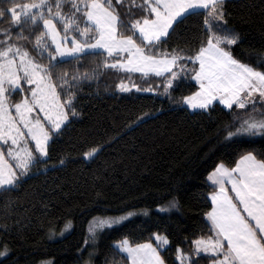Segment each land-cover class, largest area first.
<instances>
[{"label": "snow or ice", "instance_id": "snow-or-ice-1", "mask_svg": "<svg viewBox=\"0 0 264 264\" xmlns=\"http://www.w3.org/2000/svg\"><path fill=\"white\" fill-rule=\"evenodd\" d=\"M229 17L227 0H0V193L69 162H53L52 152L81 115V93L116 74L120 93H153L195 115L223 106L232 116L209 149L220 157L204 178L203 228L175 249L179 264H264V60L237 55L243 38ZM102 149L89 147L81 162ZM178 207L170 196L156 211ZM136 215L150 210L93 217L85 245ZM70 228L66 221L60 234ZM169 243L161 233L145 243L124 236L112 252L125 264H166ZM9 253L0 242V258Z\"/></svg>", "mask_w": 264, "mask_h": 264}, {"label": "trees", "instance_id": "trees-1", "mask_svg": "<svg viewBox=\"0 0 264 264\" xmlns=\"http://www.w3.org/2000/svg\"><path fill=\"white\" fill-rule=\"evenodd\" d=\"M227 10L243 38L237 55L264 60V0H227ZM116 82L113 74L85 86L81 115L52 152L53 162L68 157L65 166L50 167L22 187L0 193V225L8 226L0 231V242L10 248L0 264H39L44 258L54 264H125L114 257V242L128 236L145 243L152 233L168 236L162 257L166 264H177L175 249L203 228L209 192L204 178L220 157L209 149H218L232 116L222 106L211 115L173 111L166 99L153 94L120 93ZM98 144L103 149L97 158L81 162L83 153ZM170 196L179 201L178 209L157 212ZM133 209H149L150 215H136L126 226L106 230L92 247L85 245L93 217ZM66 221L71 228L61 235ZM50 228L56 231L52 238Z\"/></svg>", "mask_w": 264, "mask_h": 264}, {"label": "rangeland", "instance_id": "rangeland-1", "mask_svg": "<svg viewBox=\"0 0 264 264\" xmlns=\"http://www.w3.org/2000/svg\"><path fill=\"white\" fill-rule=\"evenodd\" d=\"M132 91L136 92L135 89H133ZM140 93H144V94H153V93H145V92H140ZM153 95H155V94H153ZM155 96H156V95H155ZM161 98H163V97H161ZM222 107H223V106H222ZM88 227H89V225H88ZM153 240H154V237H153ZM167 247H168V246H167ZM174 259H175L176 263L179 264V261L176 259V256H175Z\"/></svg>", "mask_w": 264, "mask_h": 264}]
</instances>
